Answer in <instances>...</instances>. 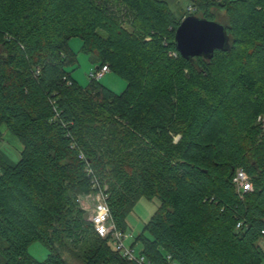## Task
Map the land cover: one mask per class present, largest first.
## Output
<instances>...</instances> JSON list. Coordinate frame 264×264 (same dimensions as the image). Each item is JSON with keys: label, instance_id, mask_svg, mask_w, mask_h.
I'll return each instance as SVG.
<instances>
[{"label": "trees", "instance_id": "obj_1", "mask_svg": "<svg viewBox=\"0 0 264 264\" xmlns=\"http://www.w3.org/2000/svg\"><path fill=\"white\" fill-rule=\"evenodd\" d=\"M190 1L187 16L227 27V51L184 59L167 0H0V127L23 145L0 157V264H67L65 241L85 264H136L85 218L99 189L123 232L141 198L160 200L134 243L152 264L263 263L264 0ZM75 37L121 94L73 78Z\"/></svg>", "mask_w": 264, "mask_h": 264}, {"label": "rangeland", "instance_id": "obj_2", "mask_svg": "<svg viewBox=\"0 0 264 264\" xmlns=\"http://www.w3.org/2000/svg\"><path fill=\"white\" fill-rule=\"evenodd\" d=\"M178 17L184 15V18L188 17L187 14L193 12L196 9V4L190 0H167ZM200 17V14L195 15ZM183 18V19H184ZM221 23L220 20H216ZM129 28V27H128ZM70 49L76 55L77 64L72 70L73 78L82 87L87 86L90 83V73L95 70L97 64L90 54L82 51V40L79 37L72 38L70 41ZM106 87L112 90L116 94H121L127 83L124 79L119 77L113 72H107L101 81ZM3 141L0 143V147L10 157H13L14 162L20 160V148H22L21 142L9 131H6L2 136ZM180 137H177L178 140ZM97 203V192L88 193L80 198L81 207L87 211V214L93 212L94 206ZM160 206V200L154 198L149 200L146 197L141 198L133 211L126 219L127 228L126 234L128 238L125 240L124 245L127 249H133L134 255L139 257L142 253L143 246L140 242L135 241L144 233L145 225L151 220L152 216L156 213ZM149 237V234H147ZM65 247L62 249V255L64 256L67 264H85L82 260V250L80 247L73 246L69 241H65ZM264 249V242L261 243ZM29 255L37 261H45L48 258L49 250L41 242H34L28 248ZM264 264V261L263 263Z\"/></svg>", "mask_w": 264, "mask_h": 264}, {"label": "water", "instance_id": "obj_3", "mask_svg": "<svg viewBox=\"0 0 264 264\" xmlns=\"http://www.w3.org/2000/svg\"><path fill=\"white\" fill-rule=\"evenodd\" d=\"M175 44L180 55L186 60L195 57L212 59L216 51L229 49L230 37L223 23L188 16L181 21L175 32ZM85 218L88 219L89 214H86Z\"/></svg>", "mask_w": 264, "mask_h": 264}, {"label": "built area", "instance_id": "obj_4", "mask_svg": "<svg viewBox=\"0 0 264 264\" xmlns=\"http://www.w3.org/2000/svg\"><path fill=\"white\" fill-rule=\"evenodd\" d=\"M107 72H109L108 66H103L100 70L91 71L90 77L98 80L101 79ZM262 121L264 123V119H262ZM233 182L241 198H243L245 194L252 192L254 189L251 178L244 169L237 170ZM96 192L97 203L95 204L91 215L94 229L97 234L102 238H109L111 246L114 250L120 252L122 256L127 258L129 261L135 262L136 264H152L149 260H147L145 255L140 254L139 257H136L132 248L127 249L125 247L124 242L128 236L125 232L116 227L111 216L110 208L107 204V196L100 189ZM240 225L241 223L238 224V227H240ZM168 260L170 264H177L172 261L170 256L168 257Z\"/></svg>", "mask_w": 264, "mask_h": 264}, {"label": "crops", "instance_id": "obj_5", "mask_svg": "<svg viewBox=\"0 0 264 264\" xmlns=\"http://www.w3.org/2000/svg\"><path fill=\"white\" fill-rule=\"evenodd\" d=\"M6 131H8V129L5 127V126H1L0 127V143L3 141V138L1 137ZM10 132V131H9ZM12 134V133H11ZM22 144V143H21ZM23 150V145H22V148H20V154ZM21 156V155H20ZM0 157H2V159L8 163V164H11V165H14L15 163L17 162H14L13 161V157H10V155H8L5 151H3L0 147ZM21 158V157H20Z\"/></svg>", "mask_w": 264, "mask_h": 264}]
</instances>
